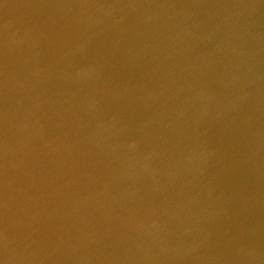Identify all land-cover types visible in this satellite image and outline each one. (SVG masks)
<instances>
[{"label":"water","instance_id":"obj_1","mask_svg":"<svg viewBox=\"0 0 264 264\" xmlns=\"http://www.w3.org/2000/svg\"><path fill=\"white\" fill-rule=\"evenodd\" d=\"M0 264H131L1 55Z\"/></svg>","mask_w":264,"mask_h":264}]
</instances>
